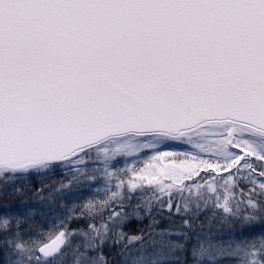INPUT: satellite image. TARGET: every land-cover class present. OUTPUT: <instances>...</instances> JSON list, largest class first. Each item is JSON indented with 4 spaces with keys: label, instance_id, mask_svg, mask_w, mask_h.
I'll return each mask as SVG.
<instances>
[{
    "label": "snow or ice",
    "instance_id": "1",
    "mask_svg": "<svg viewBox=\"0 0 264 264\" xmlns=\"http://www.w3.org/2000/svg\"><path fill=\"white\" fill-rule=\"evenodd\" d=\"M0 264H264V0H0Z\"/></svg>",
    "mask_w": 264,
    "mask_h": 264
}]
</instances>
